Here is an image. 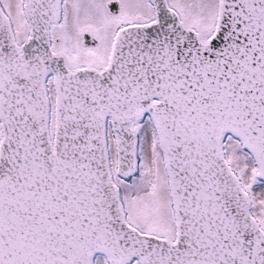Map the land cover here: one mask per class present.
Segmentation results:
<instances>
[{"label":"snow or ice","instance_id":"snow-or-ice-1","mask_svg":"<svg viewBox=\"0 0 264 264\" xmlns=\"http://www.w3.org/2000/svg\"><path fill=\"white\" fill-rule=\"evenodd\" d=\"M0 264H264V0H0Z\"/></svg>","mask_w":264,"mask_h":264}]
</instances>
